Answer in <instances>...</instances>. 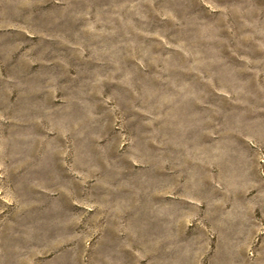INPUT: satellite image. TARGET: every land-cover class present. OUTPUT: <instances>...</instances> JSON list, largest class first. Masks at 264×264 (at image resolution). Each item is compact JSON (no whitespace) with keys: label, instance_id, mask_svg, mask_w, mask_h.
<instances>
[{"label":"rangeland","instance_id":"obj_1","mask_svg":"<svg viewBox=\"0 0 264 264\" xmlns=\"http://www.w3.org/2000/svg\"><path fill=\"white\" fill-rule=\"evenodd\" d=\"M0 264H264V0H0Z\"/></svg>","mask_w":264,"mask_h":264}]
</instances>
